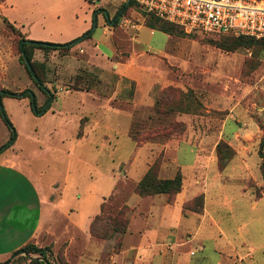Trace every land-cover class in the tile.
I'll return each mask as SVG.
<instances>
[{"label": "rangeland", "instance_id": "rangeland-1", "mask_svg": "<svg viewBox=\"0 0 264 264\" xmlns=\"http://www.w3.org/2000/svg\"><path fill=\"white\" fill-rule=\"evenodd\" d=\"M126 1L46 0L47 11L53 13L45 24L41 22L42 16L35 13L41 9V0H0V7L3 5L0 11H6L9 18L23 19L29 24L30 35L35 39L53 42L56 38L61 40L67 36L62 27L71 28L75 33L82 27L83 21H88L85 15L89 9L87 4L103 5L101 8L111 11L109 17L112 18L117 11L123 10ZM145 22V15L133 5L124 11L112 30L102 26V16H97L96 24L92 27L90 24L85 29L92 28V34L84 39L82 45L88 51L97 42L96 47L101 53L113 60L130 61L157 75L155 78L158 81L151 91L144 86L140 90L138 104L133 102L135 81L114 72H106L100 77L102 72L96 66L95 58L90 60V52L78 49L71 59L58 51H50L44 57L42 51H36L35 55L33 52L34 60L45 62L44 84L55 96L45 114L35 115L30 109L28 97L2 98L5 114L16 132L10 145L12 151L21 156L20 161L24 162L25 158V164L39 174L42 190L47 191L53 182H61L68 196L66 203L73 204L81 198L92 203L96 198L106 197L105 209L114 215L125 204L148 164L156 157L160 158V165L164 159L170 163L172 152H164L165 144L170 141H173L172 145L179 141L187 142L200 148L206 156L211 155L214 162L209 163L207 158L205 164L208 167L218 168V154L225 161L230 153L223 145L217 152L216 145L221 140L235 152L227 166L237 153L247 149L248 143L255 142L253 146L258 152L260 139L264 136V40H254L251 46L227 51L220 47L230 40L224 34L187 33L178 27L175 33L168 34L150 28ZM9 23L0 12V88L13 92L32 90L37 106L41 107L46 96L19 60L18 39L26 34ZM132 23L137 24L135 29L127 27ZM113 51H116L114 57ZM96 55L107 62L98 51ZM139 74L146 79L144 72L139 71ZM262 77V86L255 88V82ZM168 85L178 88L177 94L183 99L181 101L176 94L169 106L177 108L182 102L184 112H160L168 106L156 104V98ZM72 89H87L100 98L104 97L105 109L109 110L95 108L97 116L102 117L103 111L107 114L106 122H100L81 141L74 138L77 128V131L83 132L84 123L81 121L78 127V116L89 115L92 105L85 101L82 92L66 91ZM112 108L119 110L110 111ZM179 122L184 125V130H179L181 126L175 124ZM254 124L260 129L258 134L251 132ZM141 130L155 133L152 139L140 144L154 143V148H150L153 151L148 154L152 155L148 164L147 151L135 148L131 138V133ZM9 136L10 129L0 117V145L7 142ZM181 156L186 158L189 152L184 151ZM184 176L189 179L190 172L184 170ZM246 185L254 190V194L259 189L264 196L263 181L262 186H258L250 178L246 180ZM254 212L261 219L254 221L252 231L254 234L263 232L264 235V204L258 205ZM214 232L213 226L205 229L207 234ZM123 234L116 232L107 238L90 235L101 241H111L106 247L109 251L119 252ZM213 244L214 241L210 240L207 246L212 247ZM217 244L222 246L221 240L218 239ZM190 246H194V242ZM50 251L52 264H71L64 255V243L56 251ZM199 255L196 252L195 256ZM15 258L19 262L27 260L24 254ZM255 258L259 264H264L262 251H257ZM28 264L36 263L29 260Z\"/></svg>", "mask_w": 264, "mask_h": 264}, {"label": "crops", "instance_id": "crops-1", "mask_svg": "<svg viewBox=\"0 0 264 264\" xmlns=\"http://www.w3.org/2000/svg\"><path fill=\"white\" fill-rule=\"evenodd\" d=\"M46 5V0H41V9L35 11L42 16L41 22L44 24L53 13L47 11ZM87 5L90 9L85 13L88 21H83L82 27L75 33H72L71 28L62 27L67 36L60 38L61 40L56 38L53 42L69 41L88 28L91 24L92 9L103 5ZM2 7L3 5L0 8ZM0 12L9 22L18 26L26 34V38L37 40L30 35L29 24L24 23L23 19H15L14 16L9 18L6 11ZM71 12L73 13L72 10ZM106 12L108 17L111 16V11ZM100 15L102 26L112 30L115 25L109 24L103 13L97 14ZM136 25L132 23L127 27L135 29ZM83 43L84 40L73 45L65 55L66 58L71 59L77 49L81 52H90V60L95 58L96 66L102 72L100 77L106 72H114L120 77L135 81L134 104H138V94L143 86L151 91L158 81L155 78L156 74L144 71L139 65L127 60L115 61L101 53L96 47L97 42L88 48L90 51L82 46ZM36 51H42L44 57L46 53L57 50L43 51L36 48L34 55ZM97 51L107 62L96 55ZM115 52L113 51L112 57ZM73 63L76 65L77 61L74 60ZM139 71L144 72L146 79L142 78L141 74L138 75ZM263 77L255 82V88L262 86ZM66 91L76 94L82 92L85 101L92 105V112L89 115L78 116V127L81 121L84 123L83 132L77 131V128L74 138L81 141L87 134L92 133L100 122L106 120L107 114H104V111L109 110L105 109L104 97L100 98L98 94L89 90ZM44 98L46 100V97ZM95 108L104 110L102 117L95 114ZM251 129L254 134L260 132L257 124L252 125ZM172 142L166 143L164 147L165 154L167 151L172 152L170 163L167 159L163 160L158 176L171 178L179 170L182 175L181 190L175 195L172 203L167 202L165 193L140 196L132 190L124 202L130 211L119 252L109 251V247L106 246H109L111 241L95 239L89 231L90 222L100 212L101 204L106 197L96 198L95 201H91L92 203L82 198L73 204L66 203L68 196L61 182L58 184L53 182L47 191L42 190L39 174L25 164V158L24 162L20 161L21 156H17L11 146L8 147L6 152L0 153V263H4L27 243L39 247L50 246L52 251H56L64 243V255L71 264H259L255 253L257 251L264 253V235L263 232L254 234L252 231L254 221L259 222L261 219L258 213L252 211L261 203L264 204V196L256 199L254 190L246 185V180L250 178L258 186L262 184L260 157L257 148L253 146L255 142L248 143L247 149L237 153L221 171L216 166H206L207 158L209 163H213L214 159L212 161V156H206L200 148L192 147L187 142L179 141L175 145H172ZM152 144L154 143L137 145L134 142L135 148L147 151L148 158L152 157L148 155L149 151H153L150 149L154 148ZM184 151L189 152L186 158L181 156ZM147 157L146 164L151 163L152 158ZM148 166L149 164L136 182L143 176ZM237 169L238 172L235 174ZM184 170L190 172L189 179H185ZM198 194L204 196L202 211L184 209V203ZM245 210L248 212L245 213ZM221 223L223 226H220ZM207 226L215 228L212 235L205 233ZM218 239L221 240L222 246L217 244ZM210 240L214 241L212 247L207 246ZM192 242L194 246H190ZM196 252L200 255L195 256ZM29 260L31 259L27 256L26 261H16L13 264H28Z\"/></svg>", "mask_w": 264, "mask_h": 264}, {"label": "trees", "instance_id": "trees-1", "mask_svg": "<svg viewBox=\"0 0 264 264\" xmlns=\"http://www.w3.org/2000/svg\"><path fill=\"white\" fill-rule=\"evenodd\" d=\"M130 5H133L137 9V5L134 2V0H129L127 4L126 3L123 4L122 6L123 10L117 11L111 19H109L108 14L104 8L101 7L93 8L91 15V22H92L91 27L94 26L93 24H96V17L98 13H103L105 20L109 24L116 25L119 19L123 16L124 11ZM143 14L146 17L145 24L150 28L163 31L168 34L175 33L177 31L176 27L180 28L174 23L159 18L153 14H147V13H143ZM5 20L9 22L6 18ZM11 26L13 25L11 24ZM91 34H92V28H89L84 32H82L77 37L66 42L41 41V40L28 39L25 36H20L17 43L19 60L24 65L27 73L29 74L33 82L36 84V86L45 94L46 100L44 105L46 103L47 105L38 107L36 104V96L32 90L25 89L21 92H13L5 88H0V117L10 129L9 139L4 144L0 145V152L8 148L14 142L16 137V132L12 127L11 122L6 116L5 111L3 109L2 98L5 96L28 97L31 111L35 115H42L49 109L50 104L55 97L52 91H50V89L46 87V85L44 84L45 81L44 77L46 74L45 62L44 61L40 62L33 59L34 49L39 48L42 49L43 51L57 50L58 52L64 55L69 52L70 48L73 45L86 38H89ZM224 35L228 36L230 40L228 42L222 43L220 47L227 51H235L240 47L251 46L252 41L254 40H264V39H256L248 35H231V34H224ZM76 89L79 88L77 87ZM178 91H179L178 88L173 87L171 85L164 87L160 91L158 97L156 98V104L162 103L168 106L166 110L165 109L160 110V112L165 113L173 110H177L178 112L185 111V109L182 106V102H180V107L177 108H173L168 104L175 99V96L178 93ZM177 97H179L181 101L183 100L179 94H177ZM175 124L181 126L179 130H184V125H182L180 122ZM154 134L155 133H149L143 130L135 131L131 133V138L137 145H140L143 142L152 139ZM221 145L226 146V148L229 149L230 153L226 157L225 161L222 160V157H220L218 154V169L220 171L227 166L228 161H230L235 155L234 150L230 149L229 145L222 140L219 141L216 145L218 153ZM258 155L260 157L259 170L264 184V136L261 137L259 142ZM160 161L161 160L159 157H156L153 160V162L148 166L144 175L135 183L133 190L140 196L165 193L167 194V202L172 203L175 199V195L181 190L182 175L180 171L177 170L176 174L171 178H160L158 176ZM260 197H262V193L259 191V189H256L255 198L258 199ZM105 201L106 200L104 199L101 204L100 212L97 215H95L92 221L90 222L89 225L90 234L99 238H107L113 236L116 232H119L120 234L125 233L129 221L128 217L126 216L129 207L126 204H123L119 209H117L115 214L112 215L110 212H108V210L105 209ZM203 202H204L203 194H198L193 198H191L190 200L186 201L183 207L184 209L201 212L203 208ZM120 244H121V240L118 242V248L120 247ZM19 250H23L28 254L46 258L49 264H52L51 259L49 258V255L51 254L50 251L51 249L49 246L39 247L33 243H27L24 246H22ZM16 260L17 258H14L13 260L10 261L9 264L15 263ZM30 262H34L36 264H46L43 261L37 260L35 258H32Z\"/></svg>", "mask_w": 264, "mask_h": 264}, {"label": "built area", "instance_id": "built-area-1", "mask_svg": "<svg viewBox=\"0 0 264 264\" xmlns=\"http://www.w3.org/2000/svg\"><path fill=\"white\" fill-rule=\"evenodd\" d=\"M187 33L248 35L264 39V0H134Z\"/></svg>", "mask_w": 264, "mask_h": 264}, {"label": "water", "instance_id": "water-1", "mask_svg": "<svg viewBox=\"0 0 264 264\" xmlns=\"http://www.w3.org/2000/svg\"><path fill=\"white\" fill-rule=\"evenodd\" d=\"M129 1V0H128ZM128 1H126V4L128 3ZM20 254H24L25 256H28L29 258H35L37 260H41L46 264H49L48 260L46 258L40 257V256H36V257H32L30 256L27 252L23 251V250H18L16 252H14L9 259H7V261H5L3 264H8L10 262L11 259L15 258L16 256L20 255Z\"/></svg>", "mask_w": 264, "mask_h": 264}]
</instances>
